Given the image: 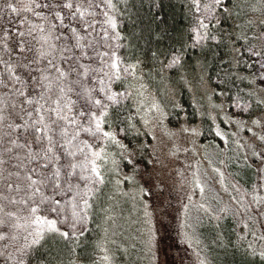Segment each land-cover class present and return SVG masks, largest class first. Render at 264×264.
<instances>
[{
	"label": "snow or ice",
	"instance_id": "6c2138e0",
	"mask_svg": "<svg viewBox=\"0 0 264 264\" xmlns=\"http://www.w3.org/2000/svg\"><path fill=\"white\" fill-rule=\"evenodd\" d=\"M181 8L0 0V264H210L205 219L221 264H264V0ZM127 201L131 245L112 230Z\"/></svg>",
	"mask_w": 264,
	"mask_h": 264
},
{
	"label": "rangeland",
	"instance_id": "374dc122",
	"mask_svg": "<svg viewBox=\"0 0 264 264\" xmlns=\"http://www.w3.org/2000/svg\"><path fill=\"white\" fill-rule=\"evenodd\" d=\"M201 143H205L204 141H201ZM221 147H223L222 142L219 143ZM201 151H203V148H201ZM213 149L209 148V152H212ZM206 167V165L202 166V172L203 169ZM209 175H213L209 169ZM176 181V186L179 189L180 187V178L174 177ZM188 179H191V176H188ZM208 184L212 186V188L219 191V186L217 183H215L212 180L208 181ZM187 187V185H185ZM213 193L207 192V196L210 197ZM225 199H227V195L223 192L220 193ZM199 197V192L197 190L196 198ZM176 197L174 196V199ZM115 211L117 213L115 217V227L112 229L116 235L113 237L118 243H124L127 242V244L131 245L135 242L134 237L137 234L139 225L136 223L137 220V213H135L132 210V204L131 201H127L126 203L118 204L116 205ZM195 210H193V216L195 217ZM203 227L199 228L198 231L202 233V239L204 241V244L207 245V255L208 259L210 261V264H221V262L224 260V254L211 243V241L214 239L213 235V227L208 224L207 220L205 219L203 222ZM232 227V221H227L225 228L226 230L230 229ZM169 239H167L164 243L165 246L167 245H173L171 248V251L173 254L176 252H179V256L176 257L178 260L181 256H184V251L186 249V245H180L178 239H176V232L175 227L173 225L172 230L168 233ZM178 245V247H177ZM114 253H116V245H114ZM139 247V246H138ZM130 255H119L115 256L116 264H139V262L136 260V251L129 248ZM185 258V264H192V261L194 257H192L191 250H188V255ZM230 260V257H229Z\"/></svg>",
	"mask_w": 264,
	"mask_h": 264
},
{
	"label": "trees",
	"instance_id": "16d2710c",
	"mask_svg": "<svg viewBox=\"0 0 264 264\" xmlns=\"http://www.w3.org/2000/svg\"><path fill=\"white\" fill-rule=\"evenodd\" d=\"M183 2H184V0H171V3L174 5V14L176 15V17L181 22H183L182 21L183 9L181 8V4ZM177 27H179V24L177 25ZM175 88H176V91H177L178 98L186 106L187 110L189 112H191L190 101H191V95L192 94L189 92V90L186 87H183L179 83L175 84ZM214 139L216 140V143H218V144L221 142L220 140L216 139L214 136L207 134V130H206V135L202 139V141H204L205 143L211 145V143H212V141ZM229 221L231 222V220H229ZM101 234L102 233L100 232L99 229H96L95 227L93 228V230H92V237L93 238H96V237H98ZM114 248H115L114 245H111V250L114 251ZM116 254L119 255V253H116Z\"/></svg>",
	"mask_w": 264,
	"mask_h": 264
}]
</instances>
